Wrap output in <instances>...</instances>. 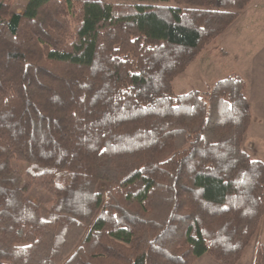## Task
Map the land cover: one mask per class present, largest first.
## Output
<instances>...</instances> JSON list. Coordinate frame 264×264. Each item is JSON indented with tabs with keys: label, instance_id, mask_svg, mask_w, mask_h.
<instances>
[{
	"label": "trees",
	"instance_id": "obj_1",
	"mask_svg": "<svg viewBox=\"0 0 264 264\" xmlns=\"http://www.w3.org/2000/svg\"><path fill=\"white\" fill-rule=\"evenodd\" d=\"M15 1L0 0V264H239L264 218L247 81H174L254 0Z\"/></svg>",
	"mask_w": 264,
	"mask_h": 264
},
{
	"label": "rangeland",
	"instance_id": "obj_2",
	"mask_svg": "<svg viewBox=\"0 0 264 264\" xmlns=\"http://www.w3.org/2000/svg\"><path fill=\"white\" fill-rule=\"evenodd\" d=\"M255 1L257 4L261 0ZM26 3L27 0H16L15 10L22 13ZM257 9L255 11L250 8L245 11L240 21L237 22L238 27L246 25L243 30L244 37L235 26H231L218 39V48L210 46L202 51L195 61L175 79L174 91L176 94H184L192 90L209 91L218 80L226 78L231 73L244 74L249 70L250 60H252L250 57L258 55L257 50L264 49V0L257 4ZM219 48H225L228 54L221 55ZM16 166L25 168V165L21 163H16ZM100 190L104 195H107V184L102 183ZM30 198L40 205L45 215L49 214L51 207L56 203L54 196L40 188H34L30 193ZM260 244H264V218L247 255L252 256L253 250Z\"/></svg>",
	"mask_w": 264,
	"mask_h": 264
},
{
	"label": "crops",
	"instance_id": "obj_3",
	"mask_svg": "<svg viewBox=\"0 0 264 264\" xmlns=\"http://www.w3.org/2000/svg\"><path fill=\"white\" fill-rule=\"evenodd\" d=\"M260 2H262V0ZM260 2L257 4H260ZM255 4L256 1L254 0L247 9L241 12L240 17L232 25L235 26L237 31L242 34V37H244L245 35L243 33V30L246 27V25L243 24V25H239L238 27L237 22L240 21L244 12L249 10L250 8H253L255 11L258 10L257 4L256 5ZM230 28H228V30ZM223 49L225 50V48ZM256 53H258V55L250 57L252 60H250L251 64L249 70L247 72H244V74H239L243 76L247 81V96L250 100L252 107V123L245 136L243 145H244V149L253 158L264 162V49L261 51L257 50ZM252 243L249 245V247H251ZM249 247L246 249L239 264H255L257 247L255 248V250H253L252 256L247 255V251ZM194 264H219V263L209 254H204L201 257H199Z\"/></svg>",
	"mask_w": 264,
	"mask_h": 264
}]
</instances>
